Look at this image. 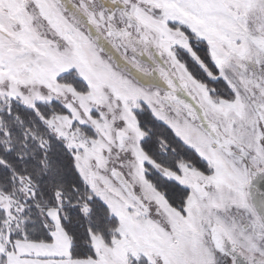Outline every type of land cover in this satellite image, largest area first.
Listing matches in <instances>:
<instances>
[{
    "label": "snow or ice",
    "instance_id": "1",
    "mask_svg": "<svg viewBox=\"0 0 264 264\" xmlns=\"http://www.w3.org/2000/svg\"><path fill=\"white\" fill-rule=\"evenodd\" d=\"M0 264H264V0H0Z\"/></svg>",
    "mask_w": 264,
    "mask_h": 264
}]
</instances>
